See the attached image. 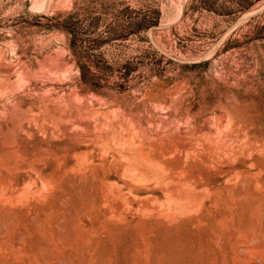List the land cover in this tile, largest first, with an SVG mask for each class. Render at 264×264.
Wrapping results in <instances>:
<instances>
[{
  "label": "rangeland",
  "instance_id": "rangeland-1",
  "mask_svg": "<svg viewBox=\"0 0 264 264\" xmlns=\"http://www.w3.org/2000/svg\"><path fill=\"white\" fill-rule=\"evenodd\" d=\"M0 264H264V0H0Z\"/></svg>",
  "mask_w": 264,
  "mask_h": 264
},
{
  "label": "bare ground",
  "instance_id": "bare-ground-1",
  "mask_svg": "<svg viewBox=\"0 0 264 264\" xmlns=\"http://www.w3.org/2000/svg\"><path fill=\"white\" fill-rule=\"evenodd\" d=\"M114 131V130H113ZM116 131V130H115ZM118 132V131H117ZM118 133H120V132H118ZM113 134V133H112ZM120 135V134H119ZM112 136V135H111ZM133 136V135H132ZM103 138H105V137H103ZM133 141V140H132Z\"/></svg>",
  "mask_w": 264,
  "mask_h": 264
}]
</instances>
